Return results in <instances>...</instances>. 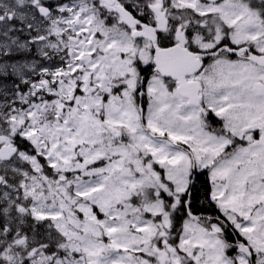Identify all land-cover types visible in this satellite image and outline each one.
Returning a JSON list of instances; mask_svg holds the SVG:
<instances>
[{
	"label": "snow or ice",
	"instance_id": "snow-or-ice-1",
	"mask_svg": "<svg viewBox=\"0 0 264 264\" xmlns=\"http://www.w3.org/2000/svg\"><path fill=\"white\" fill-rule=\"evenodd\" d=\"M0 264H264V0H0Z\"/></svg>",
	"mask_w": 264,
	"mask_h": 264
}]
</instances>
